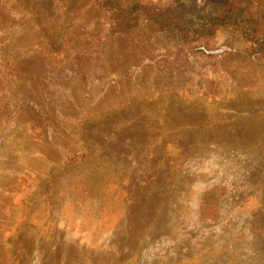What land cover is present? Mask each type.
Returning <instances> with one entry per match:
<instances>
[{
    "label": "rangeland",
    "instance_id": "374dc122",
    "mask_svg": "<svg viewBox=\"0 0 264 264\" xmlns=\"http://www.w3.org/2000/svg\"><path fill=\"white\" fill-rule=\"evenodd\" d=\"M213 44L0 0V264H264V55Z\"/></svg>",
    "mask_w": 264,
    "mask_h": 264
},
{
    "label": "trees",
    "instance_id": "16d2710c",
    "mask_svg": "<svg viewBox=\"0 0 264 264\" xmlns=\"http://www.w3.org/2000/svg\"><path fill=\"white\" fill-rule=\"evenodd\" d=\"M116 34H163L192 51H212L220 32L241 35L250 56L264 55V0H98Z\"/></svg>",
    "mask_w": 264,
    "mask_h": 264
}]
</instances>
